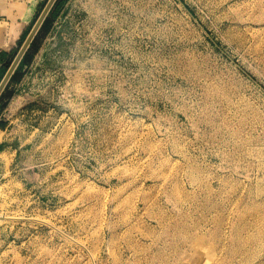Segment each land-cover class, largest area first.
I'll use <instances>...</instances> for the list:
<instances>
[{
	"label": "rangeland",
	"instance_id": "374dc122",
	"mask_svg": "<svg viewBox=\"0 0 264 264\" xmlns=\"http://www.w3.org/2000/svg\"><path fill=\"white\" fill-rule=\"evenodd\" d=\"M0 146V264H264V0H57Z\"/></svg>",
	"mask_w": 264,
	"mask_h": 264
},
{
	"label": "crops",
	"instance_id": "0c3cea01",
	"mask_svg": "<svg viewBox=\"0 0 264 264\" xmlns=\"http://www.w3.org/2000/svg\"><path fill=\"white\" fill-rule=\"evenodd\" d=\"M40 1L0 0V72L2 56L23 45L31 32Z\"/></svg>",
	"mask_w": 264,
	"mask_h": 264
},
{
	"label": "water",
	"instance_id": "95a60500",
	"mask_svg": "<svg viewBox=\"0 0 264 264\" xmlns=\"http://www.w3.org/2000/svg\"><path fill=\"white\" fill-rule=\"evenodd\" d=\"M57 0H49L46 7L44 8L43 12L41 13L40 17L36 21L35 25L33 26L31 32L29 33L28 37L26 38L25 42L23 43L19 53L15 57L14 61L12 62L11 66L9 67L8 71L4 75L3 79L0 82V97L5 90L7 84L11 80L13 74L17 70L18 66L20 65L25 53L29 49L32 41L34 40L36 34L40 30V27L42 26L43 22L45 21L47 15L51 11L52 7L54 6L55 2Z\"/></svg>",
	"mask_w": 264,
	"mask_h": 264
},
{
	"label": "trees",
	"instance_id": "16d2710c",
	"mask_svg": "<svg viewBox=\"0 0 264 264\" xmlns=\"http://www.w3.org/2000/svg\"><path fill=\"white\" fill-rule=\"evenodd\" d=\"M9 69V68H8ZM8 69L7 68H2V70H1V80L3 79V77H4V75L6 74V72L8 71ZM1 80H0V82H1ZM2 148V147H1ZM0 148V149H1Z\"/></svg>",
	"mask_w": 264,
	"mask_h": 264
}]
</instances>
